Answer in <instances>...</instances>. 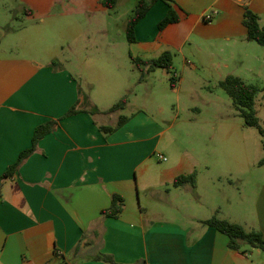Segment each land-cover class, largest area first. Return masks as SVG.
Segmentation results:
<instances>
[{
	"label": "crops",
	"instance_id": "crops-1",
	"mask_svg": "<svg viewBox=\"0 0 264 264\" xmlns=\"http://www.w3.org/2000/svg\"><path fill=\"white\" fill-rule=\"evenodd\" d=\"M44 1L16 4L30 18L45 7ZM245 7L261 25L264 0L156 2L136 25L135 41L127 42L130 60H151L164 52L172 62L179 58L193 68L197 59L212 66L216 58L246 60L253 46L242 24ZM170 8L178 22L159 31L158 23ZM7 12L10 5L1 1L0 178L31 148L38 126L59 121L1 182L0 264H108L95 260L100 255L114 264H264V251L246 243L232 250L226 235L202 223L215 216L259 231L264 239V186L256 198L241 203L237 186L231 181L224 185L220 170L208 162L207 156L215 153L166 152L158 122L144 111L104 134L100 128L115 126L121 115L103 113L112 105L94 97L93 88L81 87L75 53L64 59L55 48L40 51L21 38L7 45L18 35L4 30ZM35 24L33 38L45 42L52 37L41 35L43 21ZM122 90L111 95L136 97ZM172 91L178 108L179 89ZM84 96L90 106L83 104ZM75 105L85 112L63 118ZM93 106L100 113L86 112ZM110 114L117 118L114 125ZM189 175H194V187L173 185L177 177ZM113 195L123 199L122 212L117 218L103 217L100 213L110 207Z\"/></svg>",
	"mask_w": 264,
	"mask_h": 264
},
{
	"label": "rangeland",
	"instance_id": "rangeland-1",
	"mask_svg": "<svg viewBox=\"0 0 264 264\" xmlns=\"http://www.w3.org/2000/svg\"><path fill=\"white\" fill-rule=\"evenodd\" d=\"M1 1L11 7L5 16L9 21L4 30L18 34L7 45L11 46L18 38L26 39L40 51L55 48L56 56L64 59L73 51L80 68L78 81L85 91L93 88L92 95L103 99L105 105H114L123 97L112 96L114 89L135 92L136 97L126 94V107L119 111L126 122L138 111H144L158 122L162 149L172 155L191 149L198 155L215 153L207 156L208 162L220 170L224 185L231 181L237 186L240 198L235 195L240 202L253 195L257 197L264 186V165H259L264 157V138L256 129L244 125L239 111L219 83L233 75L247 84L257 85L260 91L254 98L253 111L264 127V49L261 46L252 42L251 56L246 60L216 58L213 66L206 60L191 59L193 68L175 58L173 87L169 75L162 69L149 72L137 85L134 81H138L141 72L130 60L125 34L136 0H116L112 9L102 7L100 0H45V7L30 18L19 12L16 0ZM51 6H56V10ZM40 21L44 27L41 35L54 38L44 42L32 37L38 30L35 23ZM261 25L264 27V20ZM173 88L179 89L178 108ZM158 107L163 112L158 113ZM113 115L108 117L110 125L117 122Z\"/></svg>",
	"mask_w": 264,
	"mask_h": 264
},
{
	"label": "trees",
	"instance_id": "trees-1",
	"mask_svg": "<svg viewBox=\"0 0 264 264\" xmlns=\"http://www.w3.org/2000/svg\"><path fill=\"white\" fill-rule=\"evenodd\" d=\"M159 1L163 2L166 5H170L173 2V0H136L135 9L133 10L126 25L125 34L128 43H133L135 41L134 29L136 25L146 16L152 5ZM100 4L105 8L112 9L115 7L116 0H100ZM176 22H178V17L175 11L170 8L166 17L158 23V30L161 31L169 24ZM242 24L246 28V40L255 42L264 49V27L260 25L259 17L247 7L244 8ZM131 62L141 72L140 78L138 79L137 83H142L145 80L147 74H149V72L153 71L154 69H162L169 75L171 86H174L175 77L172 74V56L169 52H164L159 57L151 60H142L140 58L131 57ZM219 86L230 98L233 106L239 111V115L242 118L244 125L246 127L256 129L258 134L264 138V127L259 124L256 114L253 111L254 98L260 91L259 87L254 84H247L239 77L233 75L226 76L225 79L219 83ZM126 103L127 96L125 95L117 103L112 105L103 113L109 114L123 110L126 107ZM83 104L85 106H90V103L86 96L83 97ZM80 112H85V110L79 109L77 108V105H75L68 110L63 118L78 114ZM86 112H89L91 114L100 113V111L94 106ZM58 121L59 120L49 121L38 126L35 129L31 148L21 152L16 162L13 165L9 166L7 170L2 174L0 178V191L1 182L11 177L14 172L18 170L21 164L31 154L34 153L38 141L45 135L54 131L58 124ZM125 123L126 118L121 116L115 126L101 127L100 129L104 134H111ZM259 165H264V157L259 162ZM185 184H190L192 187H194V175L179 176L173 182V185L175 187H179ZM123 205V199L120 196L113 195L111 198L110 207L106 210H102L100 214L106 218H117L122 212ZM202 223L226 235L229 238L228 246L232 250H237L240 243H246L253 248H258L264 251V239L261 232L259 231H246L242 226L238 224L219 219L215 216ZM55 255L56 253H54V256ZM95 260L103 261L108 264H114L112 258L105 255H100L96 257Z\"/></svg>",
	"mask_w": 264,
	"mask_h": 264
},
{
	"label": "built area",
	"instance_id": "built-area-1",
	"mask_svg": "<svg viewBox=\"0 0 264 264\" xmlns=\"http://www.w3.org/2000/svg\"><path fill=\"white\" fill-rule=\"evenodd\" d=\"M207 18L209 19L210 17H207ZM160 158L163 159V160H165V158H163V157H161V156H160Z\"/></svg>",
	"mask_w": 264,
	"mask_h": 264
}]
</instances>
